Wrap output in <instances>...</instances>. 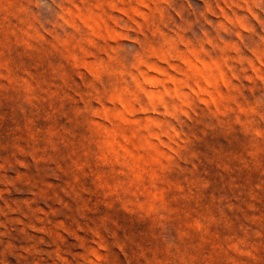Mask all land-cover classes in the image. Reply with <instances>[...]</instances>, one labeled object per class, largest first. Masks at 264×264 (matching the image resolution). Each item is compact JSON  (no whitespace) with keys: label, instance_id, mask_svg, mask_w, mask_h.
Wrapping results in <instances>:
<instances>
[{"label":"rangeland","instance_id":"1","mask_svg":"<svg viewBox=\"0 0 264 264\" xmlns=\"http://www.w3.org/2000/svg\"><path fill=\"white\" fill-rule=\"evenodd\" d=\"M0 264H264V0H0Z\"/></svg>","mask_w":264,"mask_h":264}]
</instances>
